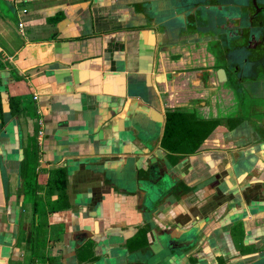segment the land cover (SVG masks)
Here are the masks:
<instances>
[{
  "label": "crops",
  "instance_id": "crops-1",
  "mask_svg": "<svg viewBox=\"0 0 264 264\" xmlns=\"http://www.w3.org/2000/svg\"><path fill=\"white\" fill-rule=\"evenodd\" d=\"M16 1L0 3V264H225L264 251V126L219 86L206 45L173 33L159 49L157 0ZM169 112L186 127L164 145Z\"/></svg>",
  "mask_w": 264,
  "mask_h": 264
},
{
  "label": "flooded vegetation",
  "instance_id": "flooded-vegetation-1",
  "mask_svg": "<svg viewBox=\"0 0 264 264\" xmlns=\"http://www.w3.org/2000/svg\"><path fill=\"white\" fill-rule=\"evenodd\" d=\"M179 1L181 11L171 14L168 0L167 15L157 19L166 27L165 32L159 26L151 27L159 36L162 33L158 48L171 47L173 33L178 38L174 41L181 44L206 45L215 64L222 63L219 67L226 69L227 84L240 97L242 117L245 115L259 128L263 127L264 110L258 117L245 107L244 98L247 94L255 95V89L264 86V0Z\"/></svg>",
  "mask_w": 264,
  "mask_h": 264
},
{
  "label": "water",
  "instance_id": "water-1",
  "mask_svg": "<svg viewBox=\"0 0 264 264\" xmlns=\"http://www.w3.org/2000/svg\"><path fill=\"white\" fill-rule=\"evenodd\" d=\"M164 1L163 0H157V3L153 4V5H156V7H157L156 12H157V14L159 16H161L163 14V12L167 10V8L165 7L166 5H164ZM128 7H131V9L133 8L131 4H128ZM150 13H151V11L149 10V14ZM147 14H148V12H147ZM143 15L146 16L144 13H143ZM150 25H154V24L151 22ZM154 26H156V27L159 26L160 28L159 27L158 28L165 32L166 27H163V26H161L160 24H157V23H155ZM221 65H222V63L213 65V67L216 68V75H217V78H218L219 86H221V85L222 86L223 85L229 86V84H227V83H229V79H228V76H227V71H226V69L224 67H219ZM209 73H210L209 77H210V80H211V73L212 72L209 71ZM216 86H217V84H216ZM233 90H235V89L233 88ZM0 254H2V247H0ZM0 260H2L1 262H4L3 258H0ZM225 264H264V251L250 253V254H245V255H240L237 258L229 260Z\"/></svg>",
  "mask_w": 264,
  "mask_h": 264
},
{
  "label": "trees",
  "instance_id": "trees-1",
  "mask_svg": "<svg viewBox=\"0 0 264 264\" xmlns=\"http://www.w3.org/2000/svg\"><path fill=\"white\" fill-rule=\"evenodd\" d=\"M0 85H1V78H0ZM18 103V101H17ZM14 107L12 108V113H16V109L14 110ZM2 110V102H1V95H0V112ZM179 113L177 112H169L168 113V118H167V124H166V128H165V134H164V145H166V143L168 142V139L171 138L172 142L178 138V133L182 132V129L186 127V123H182V121L180 120V116L178 115ZM182 114V113H181ZM218 121L213 120L212 122H208V134L210 133V131L212 129H214L217 125ZM205 136H203L202 138H199L198 142L200 141V139H203ZM199 145V144H198ZM196 146L195 148H193L192 150L197 149L199 146ZM171 149H174L171 147ZM57 176V184H59V186L62 188L65 187L66 185V174L65 171L63 169H58L53 171V175ZM53 175L51 177H53ZM26 191V190H25Z\"/></svg>",
  "mask_w": 264,
  "mask_h": 264
},
{
  "label": "rangeland",
  "instance_id": "rangeland-1",
  "mask_svg": "<svg viewBox=\"0 0 264 264\" xmlns=\"http://www.w3.org/2000/svg\"><path fill=\"white\" fill-rule=\"evenodd\" d=\"M0 3H1V5L2 4L5 6L8 5V2L6 0H0ZM255 92H256L255 95H250V94L245 95L246 97L244 98V104L246 105L245 107L248 108V110L254 111L257 114V116L260 117L261 111L264 110V86H262L259 89L256 88ZM255 234H253L251 236H254ZM237 244L239 245V242ZM243 247H244V245H243ZM253 248H255V247L248 245L242 250H243V252L244 251L246 252L248 250H252Z\"/></svg>",
  "mask_w": 264,
  "mask_h": 264
},
{
  "label": "built area",
  "instance_id": "built-area-1",
  "mask_svg": "<svg viewBox=\"0 0 264 264\" xmlns=\"http://www.w3.org/2000/svg\"><path fill=\"white\" fill-rule=\"evenodd\" d=\"M6 1L11 2V3H16L17 2L16 0H6ZM19 27H20V30H21L22 34H24V23L23 22H19ZM34 98L38 99V95L35 94ZM38 124H39L38 143L40 145H42L43 138H44V120H43V118H40L38 120Z\"/></svg>",
  "mask_w": 264,
  "mask_h": 264
}]
</instances>
